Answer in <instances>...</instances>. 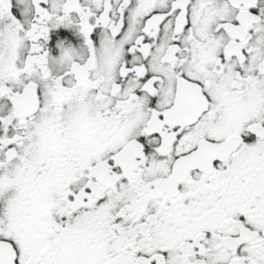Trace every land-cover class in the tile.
Masks as SVG:
<instances>
[{
	"label": "snow or ice",
	"instance_id": "snow-or-ice-1",
	"mask_svg": "<svg viewBox=\"0 0 264 264\" xmlns=\"http://www.w3.org/2000/svg\"><path fill=\"white\" fill-rule=\"evenodd\" d=\"M0 264H264V0H0Z\"/></svg>",
	"mask_w": 264,
	"mask_h": 264
}]
</instances>
